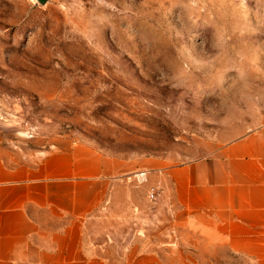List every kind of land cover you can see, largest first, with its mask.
I'll list each match as a JSON object with an SVG mask.
<instances>
[{
	"label": "rangeland",
	"instance_id": "obj_1",
	"mask_svg": "<svg viewBox=\"0 0 264 264\" xmlns=\"http://www.w3.org/2000/svg\"><path fill=\"white\" fill-rule=\"evenodd\" d=\"M0 116L11 147L181 161L196 139L234 140L264 123V0H0Z\"/></svg>",
	"mask_w": 264,
	"mask_h": 264
},
{
	"label": "crops",
	"instance_id": "obj_2",
	"mask_svg": "<svg viewBox=\"0 0 264 264\" xmlns=\"http://www.w3.org/2000/svg\"><path fill=\"white\" fill-rule=\"evenodd\" d=\"M11 141L0 133V264H199L197 244L264 264V123L196 139L181 161Z\"/></svg>",
	"mask_w": 264,
	"mask_h": 264
},
{
	"label": "water",
	"instance_id": "obj_3",
	"mask_svg": "<svg viewBox=\"0 0 264 264\" xmlns=\"http://www.w3.org/2000/svg\"><path fill=\"white\" fill-rule=\"evenodd\" d=\"M41 4H46L48 0H38Z\"/></svg>",
	"mask_w": 264,
	"mask_h": 264
},
{
	"label": "built area",
	"instance_id": "obj_4",
	"mask_svg": "<svg viewBox=\"0 0 264 264\" xmlns=\"http://www.w3.org/2000/svg\"><path fill=\"white\" fill-rule=\"evenodd\" d=\"M2 120V117L0 116V122ZM150 196L153 198L155 195H154V192H151Z\"/></svg>",
	"mask_w": 264,
	"mask_h": 264
}]
</instances>
